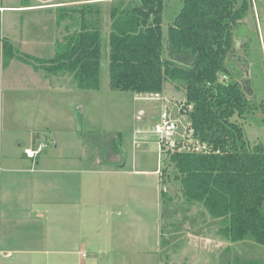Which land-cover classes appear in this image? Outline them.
I'll return each mask as SVG.
<instances>
[{
	"label": "trees",
	"instance_id": "1",
	"mask_svg": "<svg viewBox=\"0 0 264 264\" xmlns=\"http://www.w3.org/2000/svg\"><path fill=\"white\" fill-rule=\"evenodd\" d=\"M167 0H113L109 8V88L160 96L166 83L184 94L187 130L201 151L189 145L162 150L172 167L179 194L189 207L202 206L230 243L251 241L264 247V145H250L235 117L251 112L234 72V30L253 0H177L179 12L164 38L162 15ZM22 7H28L25 0ZM101 17L98 2L56 9L55 27L64 33L54 55L42 60L18 52L1 39L4 65L12 59L50 76L68 75L82 91H99ZM75 27L73 31L69 29ZM238 69V70H237ZM161 173L163 219L167 214ZM167 178V181L165 180ZM170 182V181H169ZM176 210L173 214H176Z\"/></svg>",
	"mask_w": 264,
	"mask_h": 264
},
{
	"label": "crops",
	"instance_id": "2",
	"mask_svg": "<svg viewBox=\"0 0 264 264\" xmlns=\"http://www.w3.org/2000/svg\"><path fill=\"white\" fill-rule=\"evenodd\" d=\"M0 9V264H83L84 249L94 255V264H124L126 253H158L161 213L159 219L150 216L155 238L149 246L143 234L131 237L124 230L131 223L140 229L148 226V210L162 202L161 197L148 195V184L154 183L148 176H156L158 187L161 171L144 168L134 158L127 169L125 157L109 158L107 163L115 169L104 165L107 168L97 171L94 163L85 164L82 152L65 151L54 140L52 151L44 149L34 159L26 157L25 150L45 143L44 137L56 131L76 136L82 124L77 111L82 106L77 102L84 91L68 75L50 76L19 59L4 65L3 38L22 54L47 59L35 54L40 41L26 31L23 36L18 31L4 32V13L42 8L8 6L0 0ZM106 198L120 209L112 216L109 233H84L94 207ZM213 249L217 264L229 263V243L217 242Z\"/></svg>",
	"mask_w": 264,
	"mask_h": 264
},
{
	"label": "rangeland",
	"instance_id": "3",
	"mask_svg": "<svg viewBox=\"0 0 264 264\" xmlns=\"http://www.w3.org/2000/svg\"><path fill=\"white\" fill-rule=\"evenodd\" d=\"M21 1L4 0L8 6L20 5ZM25 1L28 6L42 8V10L31 12L11 10L4 13V32L9 34L10 30L12 34H16L18 31L23 36L22 33L26 31L27 36L40 41V49H36L35 54L45 59L53 57L55 40L64 33L63 27L58 33V28L54 25L58 7H74L84 3L98 2L102 10L100 90L84 91L85 94L84 92L81 94L83 97L77 103L82 106V109L77 111L82 124L76 136L73 138L69 134L56 131L44 137L45 150L52 151L54 140L59 146L64 147L65 151L82 152L86 158L85 164L91 167L94 163V170L97 171H102L108 166L115 169L107 163L110 162L109 158L116 161L119 157H125L127 169L131 168V160L134 158L135 163L141 161L144 168L158 169L162 173L165 167L163 164L165 155L160 150L153 128L160 122L165 107H169L172 119L178 121L175 135L179 142L184 139L193 141L192 136H186L184 139L178 138L185 133L184 130L188 125L182 106L184 102H180L184 94L170 83L164 85L159 98L148 94L139 95L110 90L108 36L109 8L113 0ZM179 9L180 3L177 0L166 1L161 25L164 38H166L168 26L172 24ZM74 29L75 27H72L69 30ZM234 44L236 61L240 58L239 63L245 61L246 65L243 71H233L232 75L235 77L234 80L239 81L251 107V112L244 119L237 117L234 119L241 125L250 145L257 143L264 145V0H253V7L247 11L234 30ZM41 74L47 75L44 71ZM63 99L60 101L61 105H58L60 112L63 108ZM163 173L168 177L164 190L169 201L165 200L164 205L168 212L163 219L162 238L168 243L163 247L160 246L156 254L150 252V254L141 253L140 256H135L134 253H126L122 261L124 264H217L218 257L213 245L220 241L231 245L228 264H264V247L251 241L235 244L228 242L220 235L219 225L212 222L202 206L189 207L183 203L179 194L180 184L174 180L175 172L172 167L166 168ZM148 179L154 181L153 184H148V195L153 193V197L160 198L162 187L160 185L157 187L156 176H148ZM165 180L167 181V178ZM101 188L99 185L100 193L103 191ZM108 201L109 199L106 198L104 203L100 202L94 207V217L88 223H84V233H109L112 216H115L120 209L113 207ZM161 204L158 203L156 208L148 210V226L145 225L144 229L143 227L140 229L131 223L124 232H130L131 237L143 234L149 246V242L155 238L150 216H156L159 219L160 213L162 214ZM175 210L177 212L173 214ZM161 227L162 221L160 222V242ZM156 239L159 241L158 236ZM83 253V264H94V255L90 254L87 249H84ZM98 257H103V255L100 254Z\"/></svg>",
	"mask_w": 264,
	"mask_h": 264
},
{
	"label": "built area",
	"instance_id": "4",
	"mask_svg": "<svg viewBox=\"0 0 264 264\" xmlns=\"http://www.w3.org/2000/svg\"><path fill=\"white\" fill-rule=\"evenodd\" d=\"M155 98H159L158 96H155ZM176 122L178 123L177 120L172 119L170 116L169 110L165 108L164 112H162L161 117H160V122L155 124L153 128V133L156 135L158 139V145L160 147V150H173V148L177 147L178 145H181V150H185V148L189 145H195V150L196 151H201L205 148V146H200L198 142L195 141L193 137V131L192 130H184L185 133L181 134V136L178 138H185L186 136H192L193 141L190 142L186 139L183 141L179 142V139L176 138ZM188 126V125H187ZM135 138V136H134ZM46 148L45 143H39L35 149H27L25 150V154L27 158L34 159L36 155L41 153L44 149Z\"/></svg>",
	"mask_w": 264,
	"mask_h": 264
},
{
	"label": "flooded vegetation",
	"instance_id": "5",
	"mask_svg": "<svg viewBox=\"0 0 264 264\" xmlns=\"http://www.w3.org/2000/svg\"><path fill=\"white\" fill-rule=\"evenodd\" d=\"M235 63L238 66V68L240 69V71H243V69H245V66L242 63H239L237 61H235Z\"/></svg>",
	"mask_w": 264,
	"mask_h": 264
},
{
	"label": "water",
	"instance_id": "6",
	"mask_svg": "<svg viewBox=\"0 0 264 264\" xmlns=\"http://www.w3.org/2000/svg\"><path fill=\"white\" fill-rule=\"evenodd\" d=\"M44 1H48V0H44ZM237 62H240V58H237ZM245 63H246L245 61L242 62V64H243L244 66L246 65Z\"/></svg>",
	"mask_w": 264,
	"mask_h": 264
}]
</instances>
